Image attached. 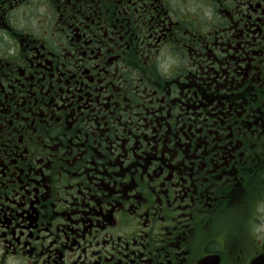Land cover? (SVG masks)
I'll return each instance as SVG.
<instances>
[{
	"label": "flooded vegetation",
	"instance_id": "obj_1",
	"mask_svg": "<svg viewBox=\"0 0 264 264\" xmlns=\"http://www.w3.org/2000/svg\"><path fill=\"white\" fill-rule=\"evenodd\" d=\"M0 264H264V0H0Z\"/></svg>",
	"mask_w": 264,
	"mask_h": 264
}]
</instances>
